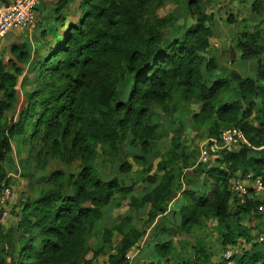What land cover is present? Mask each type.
<instances>
[{
  "label": "trees",
  "instance_id": "1",
  "mask_svg": "<svg viewBox=\"0 0 264 264\" xmlns=\"http://www.w3.org/2000/svg\"><path fill=\"white\" fill-rule=\"evenodd\" d=\"M55 1L52 16L40 30L44 53L36 55L37 75L31 84L35 89L24 94L26 104L15 120L3 121L5 112L18 103L16 75L0 67V189L9 183L4 161L11 141L23 136L30 123L29 141L37 153L58 159L80 157L83 164L69 185L54 173V186L22 206L16 226L7 231L0 227V264L88 263L87 240L102 220V211L115 196L131 194L132 211L148 207L146 225L156 220L152 253L156 260L148 264H160L171 255V241L160 242V235L172 230L189 234L202 225L203 218L215 221L223 246L220 260L214 262L204 247H195L194 256L178 264H264V198H255L252 192L244 204H238L230 190L235 179L247 175L261 178L264 184V21L242 31L236 41L239 59L256 62L253 77L233 73L212 80L210 73L217 65L204 55L210 48L211 30L196 0H190L187 7L195 23L170 40L161 32L166 20L153 15L163 0ZM263 5L256 0L251 8L261 13ZM11 53L22 63L32 59L24 43L13 45ZM176 94L214 116L211 138L219 140L223 130L236 127L247 144L217 151L212 163H198V149L195 170H190L193 163L186 161L184 151L171 152V157L183 159L193 175L198 170L203 174L199 190L175 184V171L165 161L156 165L163 172L160 178H148L155 187L140 198L134 196L132 185L115 176H99L96 167L102 155L116 157L121 143L130 142L145 155L152 153L153 120ZM222 95L227 97L224 101ZM255 109L262 116L251 119ZM133 157L144 160L140 155ZM119 171L129 172L130 165L122 164ZM68 188L71 192H66ZM175 189L187 204L176 202V208L168 209ZM245 218L262 220L256 243L237 252L242 238L250 242L242 225ZM118 232L122 233L120 245L107 264H129L127 251L140 233L135 228L126 233L118 228ZM103 233L109 244L111 231L104 229ZM229 247L233 254L225 259L222 254Z\"/></svg>",
  "mask_w": 264,
  "mask_h": 264
},
{
  "label": "rangeland",
  "instance_id": "2",
  "mask_svg": "<svg viewBox=\"0 0 264 264\" xmlns=\"http://www.w3.org/2000/svg\"><path fill=\"white\" fill-rule=\"evenodd\" d=\"M190 0H163L161 4L156 5L153 15L157 18L166 20V25L161 32L164 39H173L180 37L183 32L195 23L193 17L188 12ZM202 11L208 17L206 26L211 30L210 48L205 55L206 59H214L217 68L210 73V78L216 80L219 78H229L231 74L236 73L243 77H253L255 74L256 62H243L239 59V52L236 49V41L242 31H249L264 21V5L261 13L254 12L251 5L256 0H196ZM55 0H49L47 4L41 2L37 9V24L25 36L8 43L0 42V67L2 72L16 75L14 89L17 93L18 103L13 110L5 112L3 121L11 118L14 120L22 107L26 104L25 93L35 89L32 81L36 79V55L43 54L41 50L42 39L40 30L44 25V20L52 16ZM264 2V0H262ZM73 6H71V9ZM72 18L68 17V20ZM264 25V24H263ZM24 43L28 46L32 59L27 63H22L11 53L13 45ZM37 52V53H35ZM15 67L20 72L15 73ZM226 95H222L220 100L224 101ZM255 109L251 119L255 116L261 117V112ZM159 117L153 120V149L152 153L145 155L138 148L133 147L132 143L126 142L119 145V152L116 157L105 154L102 155L100 162L97 163L96 172L101 177H117L124 184H130L134 189V196L140 198L144 193L152 190L155 185L149 183V177L159 179L163 174L156 169L160 161H165L166 165L174 169L177 176L175 184L180 183L185 189H200V183L204 182V176L199 170L193 175L189 169L184 167L181 157H171V152L179 154L182 151L186 153L188 163H193L191 169L197 168L196 153L199 147L212 137V128L214 116L209 112H204L198 103L193 100L184 101L179 94L174 96L173 102L163 111H158ZM220 129V128H219ZM218 129V131H219ZM32 132V124L27 127L23 136H18L11 141V150L7 154L4 167L6 169L8 186L11 189V199L7 205L8 218L3 230L7 231L14 228L18 221V215L22 206L32 202L37 195L54 185L52 176L54 173L60 175L61 181L69 185V180L81 172L83 164L80 157L77 158H52L49 155L41 154L30 144L29 137ZM215 132V131H213ZM236 150L238 146H232ZM133 155H140L144 160H136ZM155 155V156H154ZM218 157L214 154L211 163ZM128 163L130 171L122 173L119 167ZM175 191V197L172 209L176 202L187 204V199ZM66 192H71L70 188ZM132 195V194H131ZM131 195H117L103 211L102 220L97 222L94 231L89 235L87 246L88 255L85 257L90 264H107L109 256L117 253V248L122 239V233L118 228H122L126 233L130 228H135L139 233L131 249L127 251L130 256L129 264H148L156 260L152 257L153 246L156 242V220L153 224L147 226L146 207L143 211L134 212L129 201ZM255 198H264V193ZM176 208V206L174 207ZM234 209V206H231ZM263 209V208H262ZM260 210V208H259ZM264 215V213H262ZM131 216L128 222H125L127 216ZM262 219L245 218L242 225L246 234L250 238L248 243L245 238L240 240L237 252L247 250L250 245L256 243V237L259 233L260 222ZM104 229L111 231V242H104ZM261 230V229H260ZM192 232V233H191ZM189 234L172 230L166 236L160 235V242L171 241V255L163 259L160 264H178L179 261L192 258L194 256L193 248L204 247L213 255L214 262L220 260L223 246L219 240L218 232L215 229V221L203 218L202 225L193 227ZM163 238V239H162ZM150 243V244H148ZM148 244V247L145 246ZM102 248L100 253L98 249ZM237 249V248H236ZM142 250V252H140ZM262 250V249H261ZM139 253H142L139 254ZM152 257V258H151Z\"/></svg>",
  "mask_w": 264,
  "mask_h": 264
},
{
  "label": "built area",
  "instance_id": "3",
  "mask_svg": "<svg viewBox=\"0 0 264 264\" xmlns=\"http://www.w3.org/2000/svg\"><path fill=\"white\" fill-rule=\"evenodd\" d=\"M43 0H15L9 4H0V41L11 31L20 33L30 32L37 24V9ZM240 142L247 144L242 132L234 127L221 132L219 140L209 139L199 147L198 163H208L212 156L219 150L232 145H238ZM238 204H244L251 197L264 193V184L261 178H253L247 175L245 178L235 179L230 187ZM11 189L5 186L0 189V227H4L7 218V205L11 199ZM259 241H263L260 237ZM233 254L229 247L223 254V258L229 259ZM126 257L130 259L127 254ZM89 264V263H84Z\"/></svg>",
  "mask_w": 264,
  "mask_h": 264
},
{
  "label": "crops",
  "instance_id": "4",
  "mask_svg": "<svg viewBox=\"0 0 264 264\" xmlns=\"http://www.w3.org/2000/svg\"><path fill=\"white\" fill-rule=\"evenodd\" d=\"M13 1H15V0H0V4H1V3L9 4V3L13 2ZM46 1H47V3H48L49 0H43L42 2H43L44 4H47ZM28 33H29V32H27V33H20V32H17V31H11V32H9L8 34H6V36H5V37L3 38V40H1L0 42H1V43H3V42L8 43L9 41L16 40L17 38H20V37H22L23 35L26 36Z\"/></svg>",
  "mask_w": 264,
  "mask_h": 264
}]
</instances>
